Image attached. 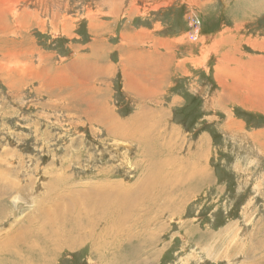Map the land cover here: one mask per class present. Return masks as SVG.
I'll return each mask as SVG.
<instances>
[{
	"label": "rangeland",
	"instance_id": "obj_1",
	"mask_svg": "<svg viewBox=\"0 0 264 264\" xmlns=\"http://www.w3.org/2000/svg\"><path fill=\"white\" fill-rule=\"evenodd\" d=\"M0 4V246L23 235L0 247V264H264V114L247 111L264 109V92L245 99L234 81L225 96L214 61L229 47L223 64L238 59L251 78L264 76V0ZM81 62L102 72L82 75ZM216 76L218 101L209 98ZM191 165L200 180L187 181ZM172 175L175 200L159 216L135 210L118 236L98 241L103 251L87 241L41 248L40 212L91 188L135 193L150 176Z\"/></svg>",
	"mask_w": 264,
	"mask_h": 264
},
{
	"label": "bare ground",
	"instance_id": "obj_2",
	"mask_svg": "<svg viewBox=\"0 0 264 264\" xmlns=\"http://www.w3.org/2000/svg\"><path fill=\"white\" fill-rule=\"evenodd\" d=\"M109 1L110 0H104V2L106 3ZM7 14L8 13H6V9L2 6V4H0V19L5 20L4 21L5 23H7L8 21V17L6 16ZM85 63L81 62L79 64L81 68L80 74L85 75L87 77H92L93 74L96 75L102 72L101 71L102 67L95 66L90 70L89 68H87L88 64ZM108 111L110 110H108L107 108V111L104 112L106 113L105 116L107 115ZM151 119L153 120L154 118ZM131 125L135 128L134 124ZM187 167L188 164H185V169H186L185 171H188ZM189 169L190 172H192L190 174L191 180H187V179L185 180L194 181L197 179L198 180L201 179L200 171L195 165L189 166ZM159 178H157L159 180L157 183L155 180H153L154 176L152 177L150 176L149 179L146 178L144 182L141 185H139V190L135 193L131 188L124 189L122 186L119 185L108 184L103 187L99 186L96 188H91L90 191L85 192L86 194L82 196L83 201L77 200L78 196H75L72 199H70L69 202H67L66 204L56 206L54 209L51 210V211L54 210L52 213L50 210H48L47 212H40V216L42 218V224H44L45 226L42 229H39L36 235L40 241V244H42V247L40 246V244L36 246V248L29 245L27 246L24 240H19V241L21 242V245L22 244L26 245V251L29 254L31 252H35V253L40 252L41 251L39 250L40 247L47 248L51 246L54 250H57L60 246H66L68 248L69 246H74L76 244L79 245L80 243H83L85 241H87L90 244L91 251L94 250L96 251L95 253H97V251L98 252L103 251L99 247L98 241L104 238L103 235L105 236V238L106 237L109 238V236L112 237L113 235L118 236L120 234L119 233L120 231L118 232V230L121 229V225L128 224L131 220L135 218L136 216L135 210L142 208L145 212H148L147 217H149L151 213H155L156 216H159L160 213L162 212L161 207L163 205H167L173 202L170 201L171 197L173 198L172 200H175L177 196L176 193V186L178 183L177 179H175L173 175L169 177L166 176ZM156 202H160V203L156 205ZM80 206L82 207V209H80ZM95 209L98 210L99 213H94L93 210ZM82 210L86 212L92 210V213L89 216H87L86 219H80L82 214L80 211ZM75 211L77 212L75 213ZM140 221L147 226L149 224L147 222V218L142 219ZM73 223L75 224L72 225ZM99 223H102L103 226L97 225ZM56 224L58 226H63V228H65V226L68 227L67 230L69 231H70L69 227H73L72 231L77 235L76 236L72 235L71 232L69 233L68 231L60 230V228L58 230L56 228ZM82 226L85 227V230L84 229L80 230ZM16 234H18L16 237L18 236L23 237V235H21L20 233H16ZM128 235L129 233L127 234L122 233V237ZM16 237L7 238L3 241V245H1L0 247L2 248V251L4 253L9 252L7 250V247L11 246L12 244H15V241L13 240L14 239L17 240ZM60 238L63 239L62 241L65 243V245L60 244L61 242Z\"/></svg>",
	"mask_w": 264,
	"mask_h": 264
},
{
	"label": "crops",
	"instance_id": "obj_3",
	"mask_svg": "<svg viewBox=\"0 0 264 264\" xmlns=\"http://www.w3.org/2000/svg\"><path fill=\"white\" fill-rule=\"evenodd\" d=\"M206 46H208V44L206 45ZM208 47H210V46H208ZM254 52L256 51V49L257 48H255V46H253V47H251V46H249ZM197 49V51H198V53H197V55L196 56H194V57H196V59L197 60H199V59H201L200 57H199V55H201V51H200V49H201V47H198V48H196ZM223 49V48H222ZM222 49L221 50H219V53H217V55H218V57L219 58H216V59H214V61H216L217 63V66H219V67H222V68H224L223 70H224V73H223V75H222V80L225 78L226 79V82H228V83H230V90H228V89H225V91H226V94H225V96L229 93V95H230V92H231V89L233 90L234 88H233V83H234V81H235V85L237 86V90H236V92H235V95H240V94H242L241 96H243L244 98L246 97V98H249L250 100L252 99V95H253V97H256L257 98V94H256V92H257V90H260L259 92H264V76L263 77H258V76H256V77H253V78H251V69H248L249 68V65H248V67L247 68H243L244 67V64H246V63H243L242 61H240V60H238V59H234L235 61H227V62H225L224 64H223V60L224 61H226V60H229L230 58H231V55H229V54H227V53H230V49H229V47H228V49H224L223 51H222ZM243 51V50H242ZM199 52H200V54H199ZM212 54L213 55H215L213 52H212ZM162 55V57H164V55L163 54H161ZM249 56H251V54H248ZM209 56L211 57V55H210V53H209ZM161 57V61L163 60V58ZM198 57H199V59H198ZM249 58H245L244 60H248ZM207 60H209V59H207ZM254 60V59H253ZM148 62L150 61V60H147ZM255 61H257V60H255ZM169 62H170V60H169ZM171 63V62H170ZM202 66H206L204 63L202 64ZM169 67H171V65L169 66ZM164 68H165V66H164ZM204 68V67H203ZM234 69V73H235V75L234 76H231V77H229L228 76V74L231 72V70H233ZM152 71H154V68H153V70ZM230 71V72H229ZM239 72L241 73V75L243 76H241L240 74H239ZM153 74V73H152ZM163 74H164V72H163ZM153 76H154V74H153ZM160 76H161V73H160ZM214 79V78H213ZM215 80V82H214V87H216L217 89H216V91L213 93V92H211L212 94L209 96V98H212V99H214V100H217L218 101V99H219V93L220 92H222L223 93V88L222 87H220V84L222 83V81L219 79V77L218 76H216V78L214 79ZM237 80L239 81V82H242L241 83V85H239V82H238V84H236V82H237ZM154 81V80H153ZM219 87V88H218ZM233 92H234V90H233ZM221 93V94H222ZM243 94H245L246 96H244ZM252 94V95H251ZM152 95V94H151ZM223 95V94H222ZM236 97V96H235ZM245 98V99H246ZM245 99H242V102H243V104L241 105V103H239V101H237L238 102V106H241V107H245V102H249V101H245ZM237 102H235V103H237ZM247 111H249V112H252V113H257V114H264V109H258V110H247ZM143 112H146V111H144V110H140V111H138L137 113H143ZM150 112V111H149Z\"/></svg>",
	"mask_w": 264,
	"mask_h": 264
},
{
	"label": "built area",
	"instance_id": "obj_4",
	"mask_svg": "<svg viewBox=\"0 0 264 264\" xmlns=\"http://www.w3.org/2000/svg\"><path fill=\"white\" fill-rule=\"evenodd\" d=\"M195 31H193V32H191V37H192V39L195 41V40H197V31H198V29H197V27H195V28H193Z\"/></svg>",
	"mask_w": 264,
	"mask_h": 264
}]
</instances>
